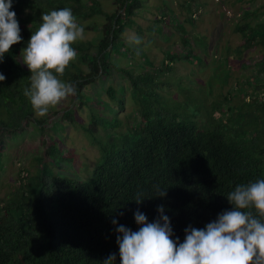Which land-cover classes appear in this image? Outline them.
<instances>
[{"label": "trees", "instance_id": "obj_1", "mask_svg": "<svg viewBox=\"0 0 264 264\" xmlns=\"http://www.w3.org/2000/svg\"><path fill=\"white\" fill-rule=\"evenodd\" d=\"M92 2L99 7L98 0ZM117 2L120 10L106 13L108 22L95 54L88 50L91 42L73 45L93 71L85 73L77 63L70 62L61 78L74 84L76 100L84 95V81L95 82L98 76L111 74L114 64L128 77L133 99L142 105L141 117L125 132L109 131L106 141L84 127L100 148L98 164L88 180L54 175L46 158L61 150L54 143L47 146L40 158V174L32 179L22 199L0 208V264H104L111 254L116 255L114 264H120L116 229L123 225L138 230L135 213L153 222L159 219L158 208L163 206L172 238L182 243L187 228H204L220 213L231 210L226 197L237 185L264 179V96H260L264 94V75H255L254 82L247 81L251 92L239 87V93L252 99L232 104L233 97L225 95L227 108L223 107L224 101H216L203 120L196 116L204 103L194 115L195 110L191 113L189 106L183 111H170L165 105L154 107L153 103L162 99L158 92L153 93L156 75H135L132 69L116 67L112 60V52L118 51L115 47L118 45L122 51L125 44L121 37L125 25L134 24V12L142 5L141 0ZM32 5L39 6L41 13L74 7L77 19L102 12L94 5L90 11L81 0H13L11 10L16 13L22 40L0 63V74L6 77L0 82V113L7 115L0 119V132L9 123L16 130L20 126L15 122L25 123L26 117L33 115L30 101L23 94L30 86V72L20 56L41 23L36 12L28 19L23 17ZM243 37L244 47H264V21L247 24ZM189 53L187 57L193 54ZM257 65L264 74V53ZM107 92L113 102L123 106L125 100L113 85ZM217 110L219 116L215 115ZM90 115L94 126L113 129L121 123L119 117H114L112 123H102L93 111ZM20 116L16 121L12 119ZM47 121L49 118L36 119L43 131ZM158 191H166V196H157ZM137 199L142 202L137 204Z\"/></svg>", "mask_w": 264, "mask_h": 264}, {"label": "rangeland", "instance_id": "obj_2", "mask_svg": "<svg viewBox=\"0 0 264 264\" xmlns=\"http://www.w3.org/2000/svg\"><path fill=\"white\" fill-rule=\"evenodd\" d=\"M81 1L90 11L92 5L98 7L92 2L94 0ZM98 1L102 12L77 19L85 28V39L81 42L93 43L88 47L92 54L96 53L103 37V26L108 22L106 13L120 10L117 0ZM141 3L134 12V24L127 23L121 34L125 43L122 51L117 45L115 50L118 51L112 52V60L116 67L132 69L135 75L147 72L156 75L153 93L158 92L162 99L152 102L154 107L165 105L170 106V111H183L189 106L191 113L195 110L194 115L198 114L197 107L204 103L196 116L203 120L206 112L214 108V102L222 100L223 107L227 108L225 95L233 97L232 104L245 98L252 99L248 95L244 97L238 89L242 85L251 92L247 81L254 82L255 75L263 77L257 59L264 53V47H244L243 34L247 24L264 21V0H141ZM35 12L41 16L42 10L32 5L23 17L28 19ZM245 12H249L248 15ZM133 37L139 38L141 43L132 42ZM76 52L77 57L72 63H77L85 73L92 72L89 62L81 60L82 52ZM189 52L193 54L187 57ZM113 65L111 74L98 76L95 82L84 81V95L76 100V95L69 97L50 108L44 117H37L33 111L25 123L15 122L20 126L16 130L9 123L5 131L0 132V208L22 199L21 195L29 189L32 179L40 174V158L51 143L61 150V153L55 152L46 158L54 175L89 179L98 164L100 148L86 128L90 127L99 139L106 141L109 131L125 132L140 119L142 105L133 99L131 83ZM110 85L122 94L123 106L113 102L108 95ZM92 111L102 123H112L114 117H119L121 123L113 129H106L101 124L94 126L90 123ZM5 114L1 112L0 119L7 118ZM215 115L219 116L220 112L217 110ZM20 118L22 116L12 119ZM46 118L49 121L43 131L36 119L43 121ZM8 121L12 120L9 118ZM27 174L25 180L21 179Z\"/></svg>", "mask_w": 264, "mask_h": 264}, {"label": "clouds", "instance_id": "obj_3", "mask_svg": "<svg viewBox=\"0 0 264 264\" xmlns=\"http://www.w3.org/2000/svg\"><path fill=\"white\" fill-rule=\"evenodd\" d=\"M12 6L13 0H0V63L22 40ZM40 19L20 56L30 72V86L23 94L35 115L44 117L50 108L76 95L74 84L61 77L77 57L73 45L85 39V28L68 7L41 13ZM132 42L139 45L141 40L133 37ZM5 79L0 74V82ZM157 196H166V191H158ZM226 198L231 210L220 213L204 228H187L182 243L172 238L163 206L153 222L135 213L138 230L123 225L116 229L120 264H264V179L239 184ZM115 259L111 254L104 264H114Z\"/></svg>", "mask_w": 264, "mask_h": 264}]
</instances>
